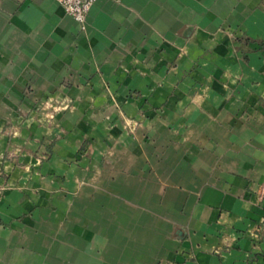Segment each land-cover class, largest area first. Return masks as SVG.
<instances>
[{"label":"crops","instance_id":"obj_1","mask_svg":"<svg viewBox=\"0 0 264 264\" xmlns=\"http://www.w3.org/2000/svg\"><path fill=\"white\" fill-rule=\"evenodd\" d=\"M0 264H264V0H0Z\"/></svg>","mask_w":264,"mask_h":264},{"label":"built area","instance_id":"obj_2","mask_svg":"<svg viewBox=\"0 0 264 264\" xmlns=\"http://www.w3.org/2000/svg\"><path fill=\"white\" fill-rule=\"evenodd\" d=\"M67 13L72 15L84 28L87 24L89 11L97 0H58Z\"/></svg>","mask_w":264,"mask_h":264}]
</instances>
